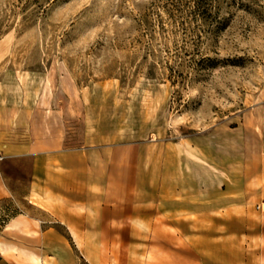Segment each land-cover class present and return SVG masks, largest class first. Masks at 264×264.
<instances>
[{
  "label": "rangeland",
  "instance_id": "1",
  "mask_svg": "<svg viewBox=\"0 0 264 264\" xmlns=\"http://www.w3.org/2000/svg\"><path fill=\"white\" fill-rule=\"evenodd\" d=\"M263 103L264 0H0L8 138L28 134L30 111L58 110L69 146L88 128L115 141L197 140L204 151L215 137L222 163ZM257 148L252 137V169ZM18 210L0 200V236Z\"/></svg>",
  "mask_w": 264,
  "mask_h": 264
},
{
  "label": "crops",
  "instance_id": "2",
  "mask_svg": "<svg viewBox=\"0 0 264 264\" xmlns=\"http://www.w3.org/2000/svg\"><path fill=\"white\" fill-rule=\"evenodd\" d=\"M59 112L30 111L18 139L0 130V200L19 209L0 264H264V103L222 163L215 137L204 151L197 140L115 141L88 128L69 146ZM252 137L256 169L246 165Z\"/></svg>",
  "mask_w": 264,
  "mask_h": 264
},
{
  "label": "built area",
  "instance_id": "3",
  "mask_svg": "<svg viewBox=\"0 0 264 264\" xmlns=\"http://www.w3.org/2000/svg\"><path fill=\"white\" fill-rule=\"evenodd\" d=\"M6 159V156L0 152V163L3 162Z\"/></svg>",
  "mask_w": 264,
  "mask_h": 264
},
{
  "label": "trees",
  "instance_id": "4",
  "mask_svg": "<svg viewBox=\"0 0 264 264\" xmlns=\"http://www.w3.org/2000/svg\"><path fill=\"white\" fill-rule=\"evenodd\" d=\"M16 213H17V212H16ZM16 213H15V214H16ZM15 214H13V215H15ZM13 215H12V216H13ZM12 216H10L8 219H4V220H3L2 227H5L6 223L8 222V220H9Z\"/></svg>",
  "mask_w": 264,
  "mask_h": 264
}]
</instances>
